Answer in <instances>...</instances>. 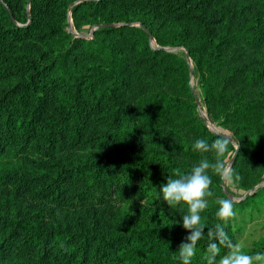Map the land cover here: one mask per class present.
Instances as JSON below:
<instances>
[{
	"label": "trees",
	"instance_id": "1",
	"mask_svg": "<svg viewBox=\"0 0 264 264\" xmlns=\"http://www.w3.org/2000/svg\"><path fill=\"white\" fill-rule=\"evenodd\" d=\"M124 1L82 0L72 13L85 18L92 10H105L110 2ZM129 1H143L154 11L172 16L178 10L174 7L181 3ZM198 3L211 8L218 0ZM68 4L61 0H32L24 10L26 19L27 10L30 12L31 22L27 26L13 25L15 29L9 33L0 31V48L5 51L0 55V82L22 78L0 92V156L18 148L25 156L42 154L48 159H27L23 166L10 162V167H1L2 188L15 186L23 196L55 207H78L100 201L113 204L115 200H124L126 184L138 181L142 173H153L152 179H143L141 188L155 187L156 194L151 196L158 200L157 191L174 168L189 171L187 161L179 166L170 160L155 165L144 157L140 163L129 161L130 165L124 168L110 153L140 137L158 148L176 136V130L183 138L180 147L183 154L197 163L201 155L192 150V144L199 138L211 142L220 136L210 130L209 121L230 125L239 138L242 133L250 134L244 144L239 141L235 160L245 145L264 147V103L261 99H250L254 87L264 82V59L234 64L243 46L257 48L264 40V2L260 16L249 22V29H235L237 38L244 37L229 56L218 49L222 46L206 23L188 17L189 32L193 28L195 37L188 53L209 121L196 113L187 61L150 46L151 40L160 46H189L188 29L178 30L165 39L157 36L149 39L142 27L114 24L100 27L94 38L88 39L63 29L68 25ZM237 14L240 15L239 10L233 18ZM11 17L6 0H0V21L12 26ZM49 18L58 25L50 23ZM232 28L228 25L226 29ZM255 29V35H247ZM31 42H44L45 49L29 48ZM13 44L21 47L12 48ZM132 53L154 61L152 77L158 87L155 92L143 95L135 107L128 106L125 99L133 81L128 60ZM86 60L91 64L82 65ZM235 80L239 87L232 94ZM179 126L185 127L191 138L182 135ZM66 151L85 152L87 163L78 160L70 167L60 165L59 156ZM55 158L57 161H52ZM136 166L142 168L140 174ZM126 169L130 172H124ZM71 187L79 192L69 195ZM210 190L214 193L211 198L227 197L218 185H211ZM210 202L209 208L201 213L205 234L217 222L214 215L217 205L213 200ZM225 231L229 235L228 224ZM189 234L179 227L169 230L150 224L133 225L121 218L106 227L73 231L67 226L55 228L44 207L26 210L22 215L0 209V264H179L175 252ZM207 243L206 239L198 242L192 264H206Z\"/></svg>",
	"mask_w": 264,
	"mask_h": 264
},
{
	"label": "rangeland",
	"instance_id": "2",
	"mask_svg": "<svg viewBox=\"0 0 264 264\" xmlns=\"http://www.w3.org/2000/svg\"><path fill=\"white\" fill-rule=\"evenodd\" d=\"M3 1V0H1ZM32 0H6L11 10L12 26L5 21H0V31L9 33L14 26L22 27L27 26L30 22V12L27 10L28 19L25 18L24 10L29 8ZM68 1L67 7V21L68 25L63 29L74 36L83 35L88 39L94 38V33L105 25L114 24H127L134 28L142 27L149 36V39L168 38L173 33L181 29H188L189 46H160L156 40H151V48L162 50L165 53L174 54L179 59L187 61L191 68V78L188 82L192 98L196 104V113L208 120L206 107L203 101L201 90L198 84L197 74L193 71V61L189 57L188 47L194 45V30L189 32L191 27L190 17L199 18L206 23L212 32V36L216 38V42L221 45L218 48L224 52V55L229 56L232 51L240 44L242 37H236L235 33L239 29H249V23L254 17L260 16V8L264 0H218L211 8H204L199 0H178L181 2L177 4V0H172L178 5L174 9H178L173 16L170 14H163L151 9L143 1H129L125 0L122 3L110 2L105 10L96 12L90 11L88 16L80 18L78 14L72 13L73 9L80 4L82 0H61ZM94 1V0H88ZM10 2V3H8ZM15 8L13 9V6ZM171 6V5H170ZM172 9V8H171ZM239 10L240 15L234 17V12ZM189 17V19H188ZM50 23L58 25L56 20L49 18ZM14 25V26H13ZM228 25H232V29H226ZM237 29V31L235 30ZM257 30H249L247 35H255ZM243 34H246L243 33ZM145 38V35H142ZM151 36V38H150ZM44 42H31L29 48L45 49ZM1 47V42H0ZM11 47H21L19 44H13ZM0 48V55L5 51ZM260 58L264 59V40L261 46L257 48H245L243 46L241 52L234 60L236 65H244L246 62H254ZM128 60L132 72V85L126 94V101L128 106H134L142 98L143 95L153 93L156 91L157 84L152 77L154 71V61L149 60L143 54L132 53L128 55ZM91 64L90 61H84L82 65ZM21 77H12L11 79L0 82V92L2 89L8 90L15 83L21 82ZM238 80L234 81L231 85L233 90L231 93L235 94L238 90ZM186 95H188L186 93ZM185 99V98H184ZM251 100L261 99L264 103V82L254 87L250 95ZM196 100L198 102H196ZM264 113V106H263ZM179 125V124H177ZM210 130L220 136H226L234 143L241 141L243 144L248 141L250 134L242 133V137L234 135L231 126H223L209 121ZM178 129L182 135H191L187 132L186 128L179 126ZM174 135L169 141L159 146L152 144L145 140L143 137L136 138L134 142L124 144L120 149L110 153V157L118 161V165L127 168L131 160H137L140 163L143 159L147 158L155 165L156 163H163V160H170L175 162L177 166L188 163V169L197 163L190 162L183 154L184 151L181 147L182 136L177 134L175 130ZM172 147V148H171ZM174 147V148H173ZM240 147V145H239ZM235 149L230 145L229 152ZM60 154V153H59ZM58 154V155H59ZM42 154H27L26 156L18 148H14L8 154L0 156V168L10 167V162L18 166L25 165L27 159L31 161H48ZM61 159L58 160L60 165L69 166L78 160H83L85 163L88 161V154L83 151H66L61 153ZM145 157V158H144ZM153 157L155 160L153 161ZM52 161H57L55 160ZM51 161V162H52ZM231 164L236 173L241 177L235 191L229 189L224 185L216 176L212 177V185H218L222 192L227 197L233 199L234 211L236 215L227 223L229 228V237L233 242H240L244 245V250L253 254L257 251H264V147L257 144L245 145V149L241 152L235 161ZM87 165H92L88 163ZM70 167V166H69ZM133 167V165H131ZM137 167V174L141 173L142 168ZM89 168V166H88ZM124 172H130L128 169ZM141 174L142 177L138 181L126 184L123 188L124 200H115L113 204L95 202L89 205H82L78 207H55L48 203H43L32 199L30 196H23L18 192L15 186H0V209H6L13 214H24L26 210H35L44 207L45 213L48 215L51 224L55 228L69 227L71 230H85L87 228L97 229L98 227H106L111 225L112 221L116 218H121L127 223L133 225L150 224L159 228L169 229L180 228L183 232H187L182 228V216L184 211L169 208L166 204L155 200L151 195L156 194L155 187L146 188L145 185L141 188L143 179H148L151 174ZM215 184V185H214ZM82 184L79 185L81 187ZM75 187L70 188L69 195L78 193ZM36 198V197H35ZM220 199V197L209 198L210 201ZM224 249L221 250L223 255ZM9 264V263H8Z\"/></svg>",
	"mask_w": 264,
	"mask_h": 264
},
{
	"label": "clouds",
	"instance_id": "3",
	"mask_svg": "<svg viewBox=\"0 0 264 264\" xmlns=\"http://www.w3.org/2000/svg\"><path fill=\"white\" fill-rule=\"evenodd\" d=\"M230 145L235 149L233 152H229ZM238 147V143L223 136H218L211 142L205 138L197 139L192 144V150L201 155L199 162L187 172L179 167L174 168L172 175L168 176L166 183L157 191L158 200L169 208H179L185 213L181 218L182 228L190 234L175 252L179 264H192L196 246L202 239L208 242L204 256L206 264H264V251L247 253L244 245L233 242L225 231L227 223L236 215L232 198L215 200L217 208L214 215L217 222L212 228H208L206 234L204 232L206 225L202 223L201 213L209 208V198L214 195L210 190L212 177L216 176L233 191L241 180L231 164Z\"/></svg>",
	"mask_w": 264,
	"mask_h": 264
},
{
	"label": "water",
	"instance_id": "4",
	"mask_svg": "<svg viewBox=\"0 0 264 264\" xmlns=\"http://www.w3.org/2000/svg\"><path fill=\"white\" fill-rule=\"evenodd\" d=\"M150 38H151V36H150ZM196 102H198V101L196 100ZM224 137H226V136H224ZM226 138H228V137H226ZM228 139H229V138H228ZM238 149H239V147H238ZM238 149L236 150V152H235V154H234V157H233L232 161L235 160V158H236V156H237V154H238ZM224 193H225V191H224Z\"/></svg>",
	"mask_w": 264,
	"mask_h": 264
}]
</instances>
